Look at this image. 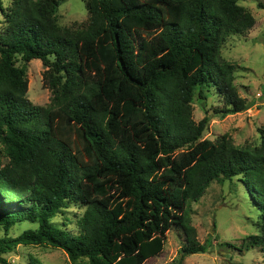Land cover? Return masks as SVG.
I'll return each instance as SVG.
<instances>
[{
  "label": "trees",
  "instance_id": "trees-1",
  "mask_svg": "<svg viewBox=\"0 0 264 264\" xmlns=\"http://www.w3.org/2000/svg\"><path fill=\"white\" fill-rule=\"evenodd\" d=\"M61 2L13 0L0 30V264L18 246L62 250L74 264H146L175 228L182 264L211 246L188 207L235 178L260 213L245 244L264 252V129L254 146L204 139L212 116L249 107L220 51L254 15L239 0H88V23L73 30L58 25ZM33 60L47 69L46 107L27 97ZM208 89L225 106L196 122L195 93ZM72 203L85 208L77 233L54 221ZM25 223L35 227L9 235Z\"/></svg>",
  "mask_w": 264,
  "mask_h": 264
},
{
  "label": "rangeland",
  "instance_id": "rangeland-1",
  "mask_svg": "<svg viewBox=\"0 0 264 264\" xmlns=\"http://www.w3.org/2000/svg\"><path fill=\"white\" fill-rule=\"evenodd\" d=\"M13 0H0V30L4 28L5 10ZM88 0H62L57 12V22L61 28L82 29L89 20L86 7ZM239 4L250 11L255 19V26L242 35H233L223 44L220 57L238 67L235 84L239 95L246 100L248 109L241 113L225 117L212 116L204 139L214 140L229 135L240 147L254 146L260 143V131L264 129V0H239ZM18 66L23 62L18 60ZM46 68L40 60H33L27 65L28 99L36 106L50 104L52 93L45 82ZM201 92V91H200ZM195 93L193 116L201 121L209 110L213 113L225 106V101L214 95L211 89ZM206 106L204 110L203 107ZM0 141V168L8 162ZM85 208L79 203H72L54 221L62 228L73 233L79 231L78 222ZM191 223L197 232V239L211 246L205 254L186 256L182 264H264V252L261 248L246 246L245 239L259 234V211L253 206L248 189L237 178L223 184L214 182L197 203L188 207ZM31 224H22L11 229L9 235L17 237ZM213 231V232H212ZM0 231V238L3 237ZM186 237L180 228H175L167 235L163 253L146 264H177L182 259ZM10 264H30L31 258L43 264H74L62 250L49 246H18L13 252L4 255ZM76 264H87L80 261Z\"/></svg>",
  "mask_w": 264,
  "mask_h": 264
},
{
  "label": "water",
  "instance_id": "water-1",
  "mask_svg": "<svg viewBox=\"0 0 264 264\" xmlns=\"http://www.w3.org/2000/svg\"><path fill=\"white\" fill-rule=\"evenodd\" d=\"M213 232V231H212Z\"/></svg>",
  "mask_w": 264,
  "mask_h": 264
}]
</instances>
